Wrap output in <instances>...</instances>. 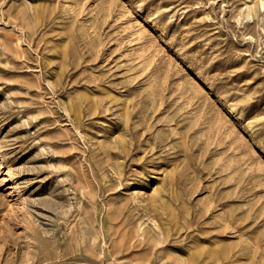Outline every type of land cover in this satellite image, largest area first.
<instances>
[{
    "label": "rangeland",
    "instance_id": "obj_1",
    "mask_svg": "<svg viewBox=\"0 0 264 264\" xmlns=\"http://www.w3.org/2000/svg\"><path fill=\"white\" fill-rule=\"evenodd\" d=\"M0 264H264V0H0Z\"/></svg>",
    "mask_w": 264,
    "mask_h": 264
},
{
    "label": "bare ground",
    "instance_id": "obj_2",
    "mask_svg": "<svg viewBox=\"0 0 264 264\" xmlns=\"http://www.w3.org/2000/svg\"><path fill=\"white\" fill-rule=\"evenodd\" d=\"M251 16H252V15H251ZM251 16H250V17H251Z\"/></svg>",
    "mask_w": 264,
    "mask_h": 264
}]
</instances>
